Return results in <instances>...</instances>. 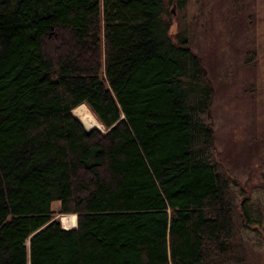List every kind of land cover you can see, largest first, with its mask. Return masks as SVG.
Masks as SVG:
<instances>
[{"label": "trees", "instance_id": "obj_1", "mask_svg": "<svg viewBox=\"0 0 264 264\" xmlns=\"http://www.w3.org/2000/svg\"><path fill=\"white\" fill-rule=\"evenodd\" d=\"M162 12L0 0V264H222L231 203L208 158L211 90ZM80 103L103 129L70 113Z\"/></svg>", "mask_w": 264, "mask_h": 264}, {"label": "rangeland", "instance_id": "obj_2", "mask_svg": "<svg viewBox=\"0 0 264 264\" xmlns=\"http://www.w3.org/2000/svg\"><path fill=\"white\" fill-rule=\"evenodd\" d=\"M162 18L173 40L176 32L188 37L211 90L201 113L212 133L208 158L225 177L231 203L220 261L264 264V0H163ZM57 205L50 201L60 222L69 213L57 212Z\"/></svg>", "mask_w": 264, "mask_h": 264}, {"label": "bare ground", "instance_id": "obj_3", "mask_svg": "<svg viewBox=\"0 0 264 264\" xmlns=\"http://www.w3.org/2000/svg\"><path fill=\"white\" fill-rule=\"evenodd\" d=\"M73 115L85 126L91 127V125L97 124V120L94 118L92 113L89 111L85 103H80L75 106L72 110ZM61 226H73L75 224V214H62L60 215ZM75 227V226H73Z\"/></svg>", "mask_w": 264, "mask_h": 264}, {"label": "water", "instance_id": "obj_4", "mask_svg": "<svg viewBox=\"0 0 264 264\" xmlns=\"http://www.w3.org/2000/svg\"><path fill=\"white\" fill-rule=\"evenodd\" d=\"M199 68H200V70H201V72L202 73H204L205 72V69H204V67L201 65V64H199ZM70 113H71V111H70ZM72 114V113H71ZM73 115V114H72ZM74 116V115H73ZM78 119V118H77ZM82 124V123H81ZM206 125V127H207V129H208V131H209V133H210V137H211V135H212V133H211V127L210 126H208V124L206 123L205 124ZM84 128H86V127H84ZM91 128V127H90ZM86 129H89V128H86ZM27 243H28V237H27ZM26 245V244H25Z\"/></svg>", "mask_w": 264, "mask_h": 264}, {"label": "crops", "instance_id": "obj_5", "mask_svg": "<svg viewBox=\"0 0 264 264\" xmlns=\"http://www.w3.org/2000/svg\"><path fill=\"white\" fill-rule=\"evenodd\" d=\"M63 227H69V226H63Z\"/></svg>", "mask_w": 264, "mask_h": 264}]
</instances>
